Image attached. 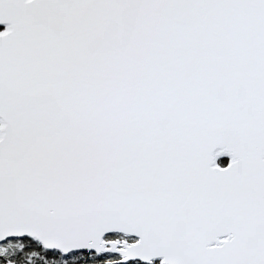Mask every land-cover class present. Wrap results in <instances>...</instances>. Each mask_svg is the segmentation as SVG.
Returning a JSON list of instances; mask_svg holds the SVG:
<instances>
[{
    "label": "water",
    "instance_id": "water-1",
    "mask_svg": "<svg viewBox=\"0 0 264 264\" xmlns=\"http://www.w3.org/2000/svg\"><path fill=\"white\" fill-rule=\"evenodd\" d=\"M0 26V243L264 264V0H0Z\"/></svg>",
    "mask_w": 264,
    "mask_h": 264
},
{
    "label": "trees",
    "instance_id": "trees-1",
    "mask_svg": "<svg viewBox=\"0 0 264 264\" xmlns=\"http://www.w3.org/2000/svg\"><path fill=\"white\" fill-rule=\"evenodd\" d=\"M10 242L19 247L11 258L15 264H121L118 262V258H113L109 254L94 255L88 252H73L63 256L56 251L43 250L37 242L27 238L10 240ZM7 261V258L0 257V264ZM126 264L140 263L130 262ZM152 264H161V262L157 260Z\"/></svg>",
    "mask_w": 264,
    "mask_h": 264
},
{
    "label": "rangeland",
    "instance_id": "rangeland-1",
    "mask_svg": "<svg viewBox=\"0 0 264 264\" xmlns=\"http://www.w3.org/2000/svg\"><path fill=\"white\" fill-rule=\"evenodd\" d=\"M6 32V26H1L0 27V35ZM1 122H0V138H1ZM230 161V158H223V155L218 151L215 154L214 157V165L217 167H223L226 166ZM109 241H115L118 242L119 244H121L122 242H126L127 244H131L134 242V239L129 238V237H124V236H120V235H110L108 237L105 238V242H109ZM19 248L17 245L13 244L9 241L3 242L0 244V257L1 258H7L8 261L10 262L12 261L13 263H15L14 260H12L11 258L14 256L13 253L15 251H17L16 249ZM113 258H119L118 256H114L112 255ZM118 260V259H117ZM6 262V263H7ZM4 263V264H6Z\"/></svg>",
    "mask_w": 264,
    "mask_h": 264
},
{
    "label": "bare ground",
    "instance_id": "bare-ground-1",
    "mask_svg": "<svg viewBox=\"0 0 264 264\" xmlns=\"http://www.w3.org/2000/svg\"><path fill=\"white\" fill-rule=\"evenodd\" d=\"M10 30V27L9 26H6V31H9Z\"/></svg>",
    "mask_w": 264,
    "mask_h": 264
}]
</instances>
